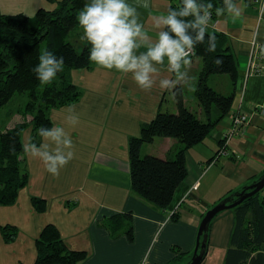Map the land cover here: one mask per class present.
<instances>
[{
	"label": "crops",
	"instance_id": "crops-1",
	"mask_svg": "<svg viewBox=\"0 0 264 264\" xmlns=\"http://www.w3.org/2000/svg\"><path fill=\"white\" fill-rule=\"evenodd\" d=\"M13 1H21L17 3L32 8L54 2ZM169 1L125 0L136 9L148 10L149 14L141 15L138 23L144 25L147 37L153 41L156 32L161 30L156 15L160 14L162 24ZM215 24L207 29L225 33L237 59L234 100L230 112L211 133L187 149V174L175 189L170 204L163 209L155 207L132 191L128 142L130 137L139 135L141 125L154 118L158 111H176L173 94L176 85L182 88L185 105L200 113L195 97L185 94L186 87L187 90L195 88L200 67V63H194L197 56L190 59L189 69L183 60L180 61V68L186 70L182 73L180 69L168 73L167 57H164L163 65H154L161 75L148 92L141 91L130 76L114 70H99L94 64L89 69H71L70 78L80 88L81 96L70 105L52 108L49 116L52 127L60 125L72 138L75 158L60 170L57 178H53L40 159L31 158L24 152L29 183L19 190L14 204L0 205V227L12 224L18 228L11 242H5L0 231V264L32 263L36 258L35 240L47 223L56 225L69 248L86 251L80 264H167L182 258L181 253L192 252L198 224L206 209L264 172V114L253 110L264 99V76L244 79L251 39L264 41V10L259 17L255 3L235 0L225 13L217 16ZM136 40L141 44L137 54L146 51L147 42L140 37ZM217 76L219 86L216 88L222 93H230L229 76ZM164 77H170L173 84L162 91L159 84ZM239 108L250 117V122L226 142L231 155L211 160L230 128L233 111ZM22 136L23 143H29L30 131ZM47 142L41 138L40 144ZM179 145L173 137H155L142 144L141 152L165 157ZM33 195L46 200L45 211L37 212L33 208ZM123 212L132 215V240L124 233L111 237L103 223L113 214ZM173 212L180 217L176 221L170 217ZM233 222L232 209H224L215 215L208 233L207 251L200 264L211 249H221L224 258ZM173 247L179 248L180 254L177 255Z\"/></svg>",
	"mask_w": 264,
	"mask_h": 264
},
{
	"label": "trees",
	"instance_id": "trees-1",
	"mask_svg": "<svg viewBox=\"0 0 264 264\" xmlns=\"http://www.w3.org/2000/svg\"><path fill=\"white\" fill-rule=\"evenodd\" d=\"M234 1L195 0L200 9L199 15L210 10L213 16H217V9H220V14L225 13ZM88 2L90 0H56V7H39L32 15L23 12L3 13L0 10V109L15 92H26L28 99L18 111L23 117L30 116L12 126L0 121V205L14 204L19 190L28 179L22 132L31 127L29 142L38 146L42 138L39 130L52 128L50 110L70 105L81 96L80 88L70 78V70L93 67L88 59L91 46L81 39L83 30L77 21L80 10ZM209 4L211 9L206 7ZM169 7L179 13L183 5L181 0H177ZM177 19L192 22L195 17L191 14L187 17L177 15ZM72 29L76 33L80 31V36L75 39L68 37ZM164 31H168L166 26ZM198 31L189 28L187 34L195 39ZM210 35H215L216 39H211ZM193 47V56L201 58L194 88L200 113L185 105L182 88L176 85L173 88L176 111H158L154 118L141 125L139 135L130 137L128 142L131 189L161 209L170 204L175 189L186 177L187 149L210 133L230 112L234 100V91L222 93L208 84L212 74H227L233 86L236 82L237 59L229 46L227 35L206 27L203 42H194ZM43 51L52 52L57 59L61 56L64 58L62 71L48 85H41L34 72ZM217 58L222 63L217 64ZM7 114L11 117L12 112ZM155 137H173L180 145L165 157L142 154V144L151 142ZM31 202L37 212L45 211L46 200L43 198L33 196ZM232 212L234 222L223 264H264V187L235 205ZM131 216L130 212H123L106 218L103 223L110 231V236L117 237L124 233L132 240ZM0 231L3 240L11 242L18 228L4 224ZM35 248L36 258L31 264H80L86 257V251L68 247L53 223L42 227L35 240ZM173 248L178 252L177 255L180 254L179 248Z\"/></svg>",
	"mask_w": 264,
	"mask_h": 264
},
{
	"label": "clouds",
	"instance_id": "clouds-1",
	"mask_svg": "<svg viewBox=\"0 0 264 264\" xmlns=\"http://www.w3.org/2000/svg\"><path fill=\"white\" fill-rule=\"evenodd\" d=\"M183 7L179 13L173 12L171 7L167 9L166 18L159 19L161 30L156 32L153 41L147 37L144 25L138 23L136 8L125 0H90L80 10L77 21L83 30L81 39L90 45L88 59L97 69L130 76L137 87L144 92L151 91L155 80L161 72L154 65H163L164 57H167V72L179 71L180 61L189 69L192 61L188 59L195 54L194 42H203L207 21L210 13L205 11L202 17L198 14L199 6L195 0H181ZM147 8V5H143ZM211 9V5L206 6ZM189 14L195 17L192 22L178 20ZM220 15V9H217ZM131 17V19H130ZM166 26L168 31H163ZM199 29L195 39L187 34V29ZM171 33V35H170ZM141 37L147 42L146 51L137 54L141 47L136 38ZM215 40V35H210ZM38 64L34 68L37 79L41 85L52 83L57 73L62 71L64 58L59 59L49 51H43L38 57ZM222 63L220 58L215 61ZM173 81L170 77L160 79L159 88L167 90L171 88ZM190 85V84H189ZM194 90V89H193ZM39 135L47 143L37 144L29 142L23 145V151L31 158H38L44 164L45 170L57 178L60 170L75 158L74 143L60 126L39 130ZM14 150V148H13Z\"/></svg>",
	"mask_w": 264,
	"mask_h": 264
},
{
	"label": "rangeland",
	"instance_id": "rangeland-1",
	"mask_svg": "<svg viewBox=\"0 0 264 264\" xmlns=\"http://www.w3.org/2000/svg\"><path fill=\"white\" fill-rule=\"evenodd\" d=\"M53 1H54L53 2V5H51V3H48V4L44 5V3H43L42 6H40V7H43V8H46V9H52V8L56 7V0H53ZM176 1L177 0H170L169 1V4H168V8H169V5L171 3H174ZM249 1L250 2H253V3H255L257 5V8L259 9V17H262V12L264 10V0H249ZM17 2H21V1L0 0V10H1V12H3V13L23 12L25 14L32 15L35 12V10L37 8H39L36 5H34L33 8L32 7H27V6H24L23 4L17 3ZM128 4L132 5V3H130V2H128ZM136 11L139 14L138 17H141V15H144V14H149L148 10H141L140 8L139 9H136ZM204 12L205 11H203L200 16L203 17V14H205ZM156 16L159 17L158 18V20H159L160 19V14H157ZM210 16H211V18L207 21L206 27H208V26L209 27L210 26L211 27H214L216 25L215 23H217V16L218 15L217 16H215V15L213 16V14L211 13ZM79 32L76 33L75 32V29L74 30L72 29L71 32H70V34H68V37L71 38V36H72L75 39V38H77V37L80 36L79 35L80 34ZM260 45H264V41H258L254 37L251 39V41H250V54H249V58L251 60L250 59L248 60V65H247V68L245 70V75H244L245 76L244 77L245 81L249 77L254 76V75L264 76V73L262 72V70L259 71V69L262 67V65H264V54H260L261 49L258 48ZM43 48L44 47L41 45V49L42 50H43ZM251 52H252V57H251ZM192 56L191 57H188V59H191ZM196 62L200 63V65L199 64L198 65L201 66V58L199 56H197L196 61L194 63H196ZM192 66H193V64H192ZM179 69H180V73L186 72V70L184 71L182 68H179ZM199 69H200V67H199ZM199 69L197 70V74H196L195 81L197 80V76H198ZM217 75H220V74H212V75H210L211 77L208 80V84L211 87H213V88L215 87V89H217L216 87L219 86L218 85V83H219L218 82V79L219 78H216V77H218ZM237 75H238V73H237ZM235 84H236V82H235ZM235 84H234V86L232 84V91H234L233 90V87L235 88ZM217 90H219V89H217ZM185 94L188 95V96H190V97H193L194 96V90L192 88L187 90V87H186ZM234 94H235V91H234ZM27 99H28V97H27V93L26 92H15L12 95V97L10 98V100L0 109V121H1V123L4 124V125H6V126H12L15 122H19L23 118L28 119V117H30V116L27 115V116L23 117L20 114V112L18 111L20 108H22L24 106V104L27 101ZM253 110L256 111V112H258V113H260V114H264V99H263V101L261 103L255 105V107H253ZM7 112L9 114L12 112L11 117L8 116ZM196 112L198 113V111H196ZM237 115H239L240 117H243V121L245 123H249L250 122V117L245 112H242L240 110V108H239L238 111H233V116H232V120H231V123H230V128H229V130L226 133H224V135L222 137L223 143L219 145V148L217 149V151H219V153L218 154L215 153L216 154V155H214L215 158L218 157V156H221V155H227V154H229L228 145L226 144V142H228L231 138H233L234 136H236L237 134H239V133H237V131H235L233 133V130H232L234 118ZM241 129H244V127L241 128ZM28 131H30V133H31V127H27L22 132V135L24 133L28 132ZM211 131H210V133H211ZM229 155H231V153ZM25 167H26V169H28L27 166H26V164H25ZM27 172H28V170H27ZM28 183H29V172H28V179H27V182H26V185L25 186H27ZM24 187H22V188H24ZM33 196H31V198ZM35 197H37V196H35ZM216 202H218V200ZM216 202H214L213 204H215ZM228 209H230V208H228ZM170 217H172V219L175 220V221L180 218L177 215H175L174 212L170 214ZM210 228H211V225H210ZM176 249L178 250L177 247H176ZM222 252L223 251L221 249H219V248L211 249L210 252H209V254H208V256H207V258H205V261L202 264H221V262L223 260ZM181 254L183 256L182 258H180V259L179 258H175L174 260H170L169 263H167V264H185L188 261V259H190V256L192 255V252L189 253V254H187V253H181ZM34 261H35V259H34Z\"/></svg>",
	"mask_w": 264,
	"mask_h": 264
},
{
	"label": "water",
	"instance_id": "water-1",
	"mask_svg": "<svg viewBox=\"0 0 264 264\" xmlns=\"http://www.w3.org/2000/svg\"><path fill=\"white\" fill-rule=\"evenodd\" d=\"M264 187V172L258 177L242 186L239 190L222 197L215 204L205 210L201 217L195 238V245L190 259L185 264H200L207 251L209 225L220 211L232 208L244 198L254 194Z\"/></svg>",
	"mask_w": 264,
	"mask_h": 264
},
{
	"label": "built area",
	"instance_id": "built-area-1",
	"mask_svg": "<svg viewBox=\"0 0 264 264\" xmlns=\"http://www.w3.org/2000/svg\"><path fill=\"white\" fill-rule=\"evenodd\" d=\"M207 11V10H205ZM209 12V11H208ZM205 13V12H204ZM205 14H203L204 16ZM258 48L261 49L260 54H264V45H260ZM251 57H252V52H251ZM251 60V59H250ZM250 63V62H249ZM264 73V65H262V67L259 69V71H261ZM245 122L243 121V117H240L239 115L235 116L234 118V122H233V126H232V130L233 133L235 131L240 130L241 128L244 127Z\"/></svg>",
	"mask_w": 264,
	"mask_h": 264
},
{
	"label": "bare ground",
	"instance_id": "bare-ground-1",
	"mask_svg": "<svg viewBox=\"0 0 264 264\" xmlns=\"http://www.w3.org/2000/svg\"><path fill=\"white\" fill-rule=\"evenodd\" d=\"M209 13L211 14V11L209 10ZM233 208V207H232ZM232 208H230V209H232Z\"/></svg>",
	"mask_w": 264,
	"mask_h": 264
}]
</instances>
